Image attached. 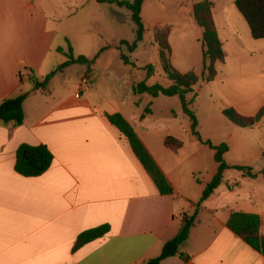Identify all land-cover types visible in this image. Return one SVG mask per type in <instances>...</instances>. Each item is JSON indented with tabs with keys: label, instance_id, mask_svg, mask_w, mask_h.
I'll list each match as a JSON object with an SVG mask.
<instances>
[{
	"label": "crops",
	"instance_id": "0c3cea01",
	"mask_svg": "<svg viewBox=\"0 0 264 264\" xmlns=\"http://www.w3.org/2000/svg\"><path fill=\"white\" fill-rule=\"evenodd\" d=\"M65 7L69 13H60ZM81 7L78 0H0V103L28 93L24 123L0 121V264H145L178 234L184 215L196 211L218 172L216 160L210 166L203 162L205 156L215 159L208 145L201 144L210 151L193 148L176 161L163 153L164 162L134 128L173 188L163 195L127 137L108 120L107 114L121 113L131 123L124 111L111 110L112 102L91 89L85 93L82 74L52 89L54 78L67 76L76 64L56 72L45 89L33 88L31 75L41 81L62 65L58 54L67 61L68 49L57 44L60 26ZM89 71L96 80L95 71ZM167 136L184 142L177 152L165 146L180 156L185 139ZM23 143L44 144L52 151L53 164L42 175L16 170ZM247 178L254 181L246 183ZM221 184L199 207L189 238L180 246L184 256H170L161 264H264V256L227 225L233 212L258 214L264 235V170L256 177L241 171L227 180V187ZM103 224L110 225L103 238L74 251L82 232Z\"/></svg>",
	"mask_w": 264,
	"mask_h": 264
},
{
	"label": "rangeland",
	"instance_id": "374dc122",
	"mask_svg": "<svg viewBox=\"0 0 264 264\" xmlns=\"http://www.w3.org/2000/svg\"><path fill=\"white\" fill-rule=\"evenodd\" d=\"M78 1L82 7L75 17H68L61 24L57 44L66 50L71 44L76 56H86L91 63L73 65L67 76L59 74L51 82L52 89L58 82L74 83L80 74L83 77L91 73L89 69L94 70L97 78L89 87L92 94L112 102L111 110L124 111L160 160H165L163 153L169 156V161H176L193 148L204 147L210 151L194 134L192 119L184 111L179 96L153 97L134 92V84L142 81L149 85L172 84L164 71L156 40L157 31H169L174 66L184 73L194 71L200 77L194 92L188 94L200 136L215 145L226 143L229 146L224 156L227 163L252 167L255 173L264 170V119L253 127L242 128L223 114L226 108L234 107L243 115L254 116L264 106V39L253 38L247 21L235 6L236 0H212L226 61L217 64L218 76L209 83L202 80L203 29L193 16V4L200 0H145L141 13L146 28L144 40L133 52L122 44L123 41L133 43L137 38V26L130 10L97 0ZM60 13L68 14L69 9L61 8ZM123 55L130 59V64L124 62ZM57 57L60 61L66 60L61 54ZM107 63L109 66L105 69ZM52 64H56L54 58ZM149 64L154 65L153 75H148ZM149 107L151 113L146 111ZM169 134L185 139L186 148L180 156L165 147L164 139ZM203 162L208 166L216 164L212 156H205ZM239 176L241 171L228 169L221 187H227L228 179ZM202 177L197 175V179ZM246 181L254 180L247 178Z\"/></svg>",
	"mask_w": 264,
	"mask_h": 264
},
{
	"label": "trees",
	"instance_id": "16d2710c",
	"mask_svg": "<svg viewBox=\"0 0 264 264\" xmlns=\"http://www.w3.org/2000/svg\"><path fill=\"white\" fill-rule=\"evenodd\" d=\"M97 1L100 3L115 4L120 8H127L131 11L132 20L137 26V38L133 43L123 41L122 44L127 45L128 49L133 52L137 48L138 43L144 40L146 28L141 13L145 0H134L133 2L129 0ZM235 6L247 21L253 38L256 40L264 39V0H236ZM213 11L214 2L212 0H200L196 2L193 7L194 18L197 24L203 28L204 71L202 80L205 83L212 82L217 78V64L220 62L225 63L226 61V53L218 32ZM169 38V31L159 30L156 33V40L160 46V59L164 71L172 81V84L170 86H164L159 83L149 85L146 81H142L134 84V92L136 94H149L153 97H158L161 94L165 96H179L184 111L192 119L194 134L202 144L208 145L215 150L218 172L212 181L207 184L196 211L191 215H184L183 223L178 234L165 243L162 253L158 257L149 260L145 264H161L164 259L170 256L178 254L182 257L184 256L180 253V246L189 238L190 230L195 224L198 216L199 207L220 186L226 170L236 169L250 177H256V173L253 172L252 167L229 165L226 163L224 155L229 151V146L226 143L215 145L211 140H204L196 130L198 121L195 112L191 108L192 101L188 99V94L194 92V87L200 82V77L194 71L184 73L174 66ZM60 50L62 51V49ZM65 54L67 56V61L45 76L41 81L31 75L30 81L35 90L45 89L56 72L70 65L91 63L86 56H76L71 44H69L68 52ZM123 60L126 64L131 63L126 55H123ZM147 70L148 75H153L155 72L154 65L149 64ZM27 97L28 93H22L16 97L4 99L0 103V121L4 124H13L14 126L22 125L25 118L24 102ZM146 111L147 113L151 112L149 108ZM223 114L233 124L242 128H249L262 121L264 118V106H262L254 116H245L234 107L226 108ZM107 117L111 124L116 126L120 132L127 137L134 153L153 179L159 192L163 195L172 194L173 188L166 175L157 165L131 123L121 113L107 114ZM142 118H145V115H142ZM164 144L167 148L175 152L179 151L184 146V142L174 136H167L164 140ZM53 161L54 155L47 145L23 143L17 151L16 170L24 176H39L51 167ZM262 223V218L258 214L236 211L230 215L227 225L247 244L264 256V235L261 231ZM109 231L110 225L103 224L82 232L74 245V251L92 241L103 238Z\"/></svg>",
	"mask_w": 264,
	"mask_h": 264
},
{
	"label": "built area",
	"instance_id": "2783aa9c",
	"mask_svg": "<svg viewBox=\"0 0 264 264\" xmlns=\"http://www.w3.org/2000/svg\"><path fill=\"white\" fill-rule=\"evenodd\" d=\"M93 78L90 74L85 75L81 78V89L87 90L90 87V84L92 83Z\"/></svg>",
	"mask_w": 264,
	"mask_h": 264
}]
</instances>
